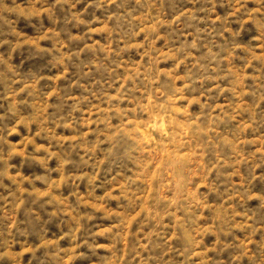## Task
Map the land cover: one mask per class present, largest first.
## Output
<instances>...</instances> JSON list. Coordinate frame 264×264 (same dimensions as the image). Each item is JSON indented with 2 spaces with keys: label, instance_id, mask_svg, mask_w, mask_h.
Returning <instances> with one entry per match:
<instances>
[{
  "label": "rangeland",
  "instance_id": "rangeland-1",
  "mask_svg": "<svg viewBox=\"0 0 264 264\" xmlns=\"http://www.w3.org/2000/svg\"><path fill=\"white\" fill-rule=\"evenodd\" d=\"M0 264H264V0H0Z\"/></svg>",
  "mask_w": 264,
  "mask_h": 264
}]
</instances>
